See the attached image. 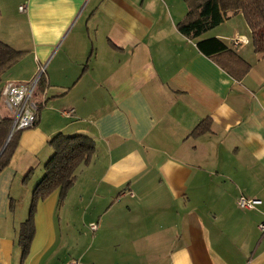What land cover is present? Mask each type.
Segmentation results:
<instances>
[{
  "label": "crops",
  "instance_id": "0c3cea01",
  "mask_svg": "<svg viewBox=\"0 0 264 264\" xmlns=\"http://www.w3.org/2000/svg\"><path fill=\"white\" fill-rule=\"evenodd\" d=\"M187 10L185 0H0V39L23 52L2 75L0 120L11 117L3 84L45 66L38 121L0 172V264H264V53L242 13L191 39L178 29ZM237 36L249 41L235 46ZM210 37L250 63L242 78L225 53L200 50ZM205 118L210 130L192 135ZM57 133L87 135L96 152L65 202L58 189L38 201L22 260L19 229ZM240 195L259 202L241 208Z\"/></svg>",
  "mask_w": 264,
  "mask_h": 264
},
{
  "label": "trees",
  "instance_id": "16d2710c",
  "mask_svg": "<svg viewBox=\"0 0 264 264\" xmlns=\"http://www.w3.org/2000/svg\"><path fill=\"white\" fill-rule=\"evenodd\" d=\"M188 10L178 23L182 34L191 39L202 36L207 31L220 25L229 13H242L250 28V42L256 52L264 53V0H185ZM112 46L117 47L113 43ZM201 51L210 56L225 53L229 58L223 63L224 68L236 78H242L250 69V63L235 50L217 37L201 39L197 42ZM23 54L0 39V82L4 72ZM41 82V81H40ZM42 85L40 83L39 87ZM211 120L203 119L192 131L199 136L210 130ZM12 128V118L9 116L0 120V150L4 146ZM12 133L4 151L0 155V172L9 165L18 145L20 132ZM53 148L52 156L44 165V175L33 189L29 214L19 229L18 242L22 249V260L29 253V248L35 233L34 216L37 203L45 199L53 191L59 190V203L62 204L68 190L76 180V171L82 164L92 161L96 152V142L93 138L83 135H65L57 133L49 141ZM30 171L25 181L29 178ZM14 204L11 203L13 209Z\"/></svg>",
  "mask_w": 264,
  "mask_h": 264
},
{
  "label": "built area",
  "instance_id": "2783aa9c",
  "mask_svg": "<svg viewBox=\"0 0 264 264\" xmlns=\"http://www.w3.org/2000/svg\"><path fill=\"white\" fill-rule=\"evenodd\" d=\"M24 9V5L20 6ZM249 40L246 37H234L232 42L235 46L240 43H246ZM45 76V66L40 65L36 73L23 82L7 81L3 84L2 97L11 112L12 128L11 133L17 130H24L36 125L38 121L39 103L35 99V93L39 83ZM259 202L258 198L240 195L237 198V205L241 208H254ZM259 229L264 232V220L258 224ZM90 228L95 231L98 228L96 222L90 223ZM65 264H80L78 260H70Z\"/></svg>",
  "mask_w": 264,
  "mask_h": 264
},
{
  "label": "rangeland",
  "instance_id": "374dc122",
  "mask_svg": "<svg viewBox=\"0 0 264 264\" xmlns=\"http://www.w3.org/2000/svg\"><path fill=\"white\" fill-rule=\"evenodd\" d=\"M8 70H10V71H14V70H16V69L14 68V69H8ZM36 71H37V69H36ZM68 191H69V190H68ZM67 193H68V192H67ZM66 196H67V195H66ZM65 200H66V197H65V199H64V202H65ZM86 234H87V235H91V232L87 231ZM81 239H82V240H88V238H86V236H82Z\"/></svg>",
  "mask_w": 264,
  "mask_h": 264
},
{
  "label": "water",
  "instance_id": "95a60500",
  "mask_svg": "<svg viewBox=\"0 0 264 264\" xmlns=\"http://www.w3.org/2000/svg\"><path fill=\"white\" fill-rule=\"evenodd\" d=\"M11 136H12V133L9 134V136H8V138H7V140H6L5 144H4V146H3V148L0 150V155H1L2 152L4 151V149H5V147H6L7 143H8V141H9V139L11 138Z\"/></svg>",
  "mask_w": 264,
  "mask_h": 264
}]
</instances>
